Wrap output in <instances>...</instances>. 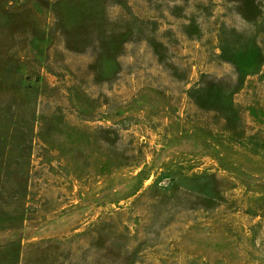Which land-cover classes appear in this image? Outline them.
<instances>
[{
  "label": "rangeland",
  "instance_id": "374dc122",
  "mask_svg": "<svg viewBox=\"0 0 264 264\" xmlns=\"http://www.w3.org/2000/svg\"><path fill=\"white\" fill-rule=\"evenodd\" d=\"M0 264H264V0H0Z\"/></svg>",
  "mask_w": 264,
  "mask_h": 264
}]
</instances>
